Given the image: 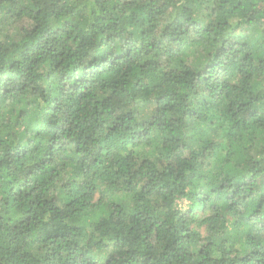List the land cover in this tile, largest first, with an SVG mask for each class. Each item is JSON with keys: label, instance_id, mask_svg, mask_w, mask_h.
<instances>
[{"label": "trees", "instance_id": "16d2710c", "mask_svg": "<svg viewBox=\"0 0 264 264\" xmlns=\"http://www.w3.org/2000/svg\"><path fill=\"white\" fill-rule=\"evenodd\" d=\"M0 264H264V0H0Z\"/></svg>", "mask_w": 264, "mask_h": 264}]
</instances>
